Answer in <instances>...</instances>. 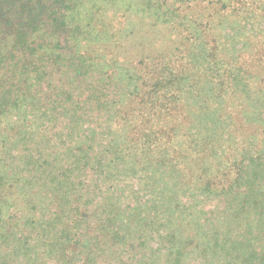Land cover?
Returning a JSON list of instances; mask_svg holds the SVG:
<instances>
[{
	"label": "rangeland",
	"instance_id": "1",
	"mask_svg": "<svg viewBox=\"0 0 264 264\" xmlns=\"http://www.w3.org/2000/svg\"><path fill=\"white\" fill-rule=\"evenodd\" d=\"M262 10V0H76L74 6L66 5L63 10L67 24L53 36L49 32L46 42L54 48L58 41L69 46L73 42L64 31L89 22L95 28L91 37L96 38L95 46L99 47L93 54L99 59V71L110 59H118L120 67L129 68L158 55L168 60L180 56L192 59L195 66L182 68L184 74H193L183 81V87L188 90L193 83V89L202 95L204 107L198 109L199 98L191 91H185L182 101L186 115L199 124L202 118L212 116L217 103L207 85L194 81L206 77L209 69L223 73L220 56L226 55L234 63H243L247 73L257 72L253 75L256 81L249 82L248 101L258 119L264 117V73L259 71L261 67L254 71L248 65L256 66L258 58H264ZM2 30L0 27V39ZM79 40L75 39L76 43ZM107 46H112V51L105 52ZM211 49L214 52L209 57ZM59 51L67 54L63 47ZM81 52H85L84 48ZM46 66L47 77L30 82L32 101L23 99L18 105H0V171L6 166L5 182L12 185L3 207L2 217L9 220L7 229L15 233L17 244L31 239L32 257L41 264H167L172 245L164 241V236L172 234L173 244L184 246L187 238L179 228L183 220L192 225L199 216L204 219L207 216L198 215L203 210L201 206L206 213L214 202L201 192L191 193V198L180 185L175 194L188 207L183 215L177 212L173 217L172 213L164 214V208H154L146 219L142 215L134 222L137 206L147 209L149 201L155 198L166 203L162 182L144 171L131 177H114L115 181L107 187L97 181L82 151L92 153L97 148L104 132L109 130L104 129L106 117L96 114L88 122H80L72 141L68 137L71 119L67 110L55 108L52 101L59 88L70 89L73 69L64 61ZM123 76L119 70L115 73L117 79ZM6 77L0 79V93L12 84L16 89L22 88V79L15 82L9 80L10 75ZM82 80L79 77L70 81L71 87L82 89L86 86ZM153 100L155 104L156 95ZM119 215L131 217L128 224L132 229L128 232L119 229ZM176 218L183 224L172 223L171 219ZM3 247L5 251L10 249L7 242ZM192 248H188L186 263L200 264Z\"/></svg>",
	"mask_w": 264,
	"mask_h": 264
},
{
	"label": "trees",
	"instance_id": "2",
	"mask_svg": "<svg viewBox=\"0 0 264 264\" xmlns=\"http://www.w3.org/2000/svg\"><path fill=\"white\" fill-rule=\"evenodd\" d=\"M74 4L76 0H0V27L3 29L0 79L5 80L6 75H10L9 80L22 79L23 84L20 89L12 84L10 89L2 90L1 107L11 102L18 105L23 99L32 101L30 82H40L47 77L46 64L69 63L73 69L70 89L59 88L52 103L55 108L67 110L71 119L68 137L72 141L80 122H88L96 114L106 117L104 129L109 130L104 132L97 148L92 153L82 151L96 173V180L107 187L118 176L129 174L131 177L144 171L154 174L163 184L166 203L162 198L161 201L155 198L149 201L151 205L147 209L137 206L134 222L142 215L146 219L154 208H164V214L169 212L173 217L177 212L183 215L188 207L175 194L180 185L191 198L194 197L191 193L201 192L214 202L206 213L201 206L203 210L198 215L207 217L199 216L192 225L185 220L183 224L178 218L171 219L172 223L183 224L179 228L187 242L176 247L174 235L164 236V241L172 245L167 264H187V251L192 247L191 252L198 254L200 264H264V117L256 119L248 101L249 82L256 81L253 75L257 72L247 73L243 63L237 60L234 63L221 55L223 73L209 69L206 77L194 81L207 85L217 103L212 116L196 123L186 115L182 101L185 91H191L199 98L198 109L204 107L202 95L193 89L196 87L193 83L188 90L183 87V81L193 74H184L182 68L195 66L192 59L180 56L168 60L158 55L142 59L131 68L120 67L118 59H110L99 71V59L93 57L99 47L95 46L96 38L91 37L95 28L89 22L64 31L71 36V45L63 46L58 41L57 48L50 47L51 43L46 42L49 32L53 36L59 28H64L67 22L63 10L66 5ZM79 38L76 43L75 39ZM60 47L66 49L65 56L59 51ZM79 47L85 52L79 51ZM111 48L104 47V51H112ZM213 52L211 49L208 56ZM258 59L256 66L248 65V68L258 71L261 67L259 71L264 73V58ZM213 65L216 66L215 59ZM118 70L123 78L115 77ZM79 77L86 83L85 87L81 86L83 90L70 84ZM66 103H69L67 107ZM95 138L93 134V140ZM5 171L6 166L0 171V264H41L32 257L31 239L25 238L17 244L19 239L7 229L9 220L2 217L12 188L5 182ZM119 218V229L126 232L132 229L128 224L131 217L119 215ZM4 242L10 248L7 251ZM177 242L179 244V237Z\"/></svg>",
	"mask_w": 264,
	"mask_h": 264
}]
</instances>
